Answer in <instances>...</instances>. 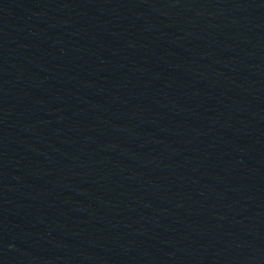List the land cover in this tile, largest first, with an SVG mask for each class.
Masks as SVG:
<instances>
[{
	"label": "water",
	"instance_id": "obj_1",
	"mask_svg": "<svg viewBox=\"0 0 264 264\" xmlns=\"http://www.w3.org/2000/svg\"><path fill=\"white\" fill-rule=\"evenodd\" d=\"M0 264H264V0H0Z\"/></svg>",
	"mask_w": 264,
	"mask_h": 264
}]
</instances>
